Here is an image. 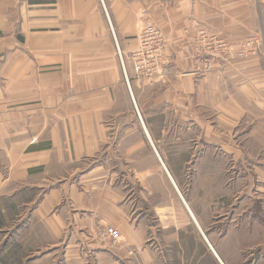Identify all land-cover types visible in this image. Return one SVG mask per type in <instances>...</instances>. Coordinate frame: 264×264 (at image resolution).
<instances>
[{"label":"crops","instance_id":"obj_1","mask_svg":"<svg viewBox=\"0 0 264 264\" xmlns=\"http://www.w3.org/2000/svg\"><path fill=\"white\" fill-rule=\"evenodd\" d=\"M143 9L166 38L152 78L128 60ZM253 33L264 0H0V231L64 233L65 264H264V55L234 53Z\"/></svg>","mask_w":264,"mask_h":264},{"label":"rangeland","instance_id":"obj_2","mask_svg":"<svg viewBox=\"0 0 264 264\" xmlns=\"http://www.w3.org/2000/svg\"><path fill=\"white\" fill-rule=\"evenodd\" d=\"M244 41L245 43L242 42L240 46L234 50L235 55H240L243 53H246L248 55H253V56L264 55V34L260 35L258 33L257 34L253 33L252 35L248 36L247 39H245ZM218 44L222 45L221 42H218ZM126 68L128 69L127 62H126ZM121 76L124 81L125 87L128 88L125 82L123 70H121ZM204 118L206 121L205 123L208 122L211 124L213 122V125L216 124V122L213 121L216 119L215 112L205 111ZM106 123L108 124L111 123V120L107 119ZM244 124H245V120H240L238 121L237 127L240 126L242 129ZM125 129L127 128H124V130ZM208 130L219 132L221 134V138L227 137V128H219V127L206 128L205 127L204 129L205 133H209ZM109 133L113 135L112 132L109 131ZM137 133H139V131H137ZM142 134L145 135V133H142V131L141 133L138 134V137L140 135L139 137L140 139L142 138ZM122 146L123 147L121 148V152L124 154L123 155L124 165L125 166L131 165L132 163L131 160H127L129 158H127V155H126V146L125 145H122ZM150 150L153 151V149H150L149 145L147 144L142 145V148L139 154L140 155V160H139L140 167L147 166L149 163H152L151 157H147ZM230 162L227 159H221L220 166L225 167L226 170H228V168L231 166ZM127 168H130V167H127ZM227 173L228 171L226 172V175H223L221 177L227 179L229 177ZM197 177L199 176L194 175L192 172L190 176H188V178L186 179L187 181L190 180L189 183H192V181H194V179H197ZM196 182H199V181L196 180ZM211 185H212V182L210 181L208 189H210ZM223 185L226 186L227 182L223 181ZM1 210H2L1 212H4V211L9 212L8 215H10L12 212L10 210V207L5 206L3 204L1 205ZM2 220H3L2 215H0V224L2 223ZM31 225H33L32 230L21 231L22 229L23 230L26 229V228L24 229V226L21 225V229L19 230V232L12 231V235L8 234L7 236L5 235L3 230L0 231V264H62V263L65 264V262L61 260L62 258L61 255L62 253L64 254V251L66 248L59 247L57 250L55 248L52 249L53 248L52 244L56 243L58 240L59 242L61 241H65V243L67 242V239L65 240L64 233L61 235V238H58L57 240H53L51 237L47 236L43 231H41L39 226H36L34 223H31ZM29 226L30 224L28 225V227ZM12 227L14 228V230L17 228L16 225H14V223L12 224ZM101 227L102 225L97 226V228L93 231V238L95 239L93 241L95 242L96 245L100 246L102 244L107 243V244H110V246L114 248H121V249L123 248L130 252V248H129L130 246L129 247L127 245L123 246V244L121 245L120 244L121 240L117 241V240H111L108 238L106 239L100 238L98 234V230ZM31 235H34V238H29V236ZM68 264H74V263H68ZM91 264H105V261L104 259H101V257L98 254L97 255L93 254ZM125 264H131V263L126 262Z\"/></svg>","mask_w":264,"mask_h":264},{"label":"built area","instance_id":"obj_3","mask_svg":"<svg viewBox=\"0 0 264 264\" xmlns=\"http://www.w3.org/2000/svg\"><path fill=\"white\" fill-rule=\"evenodd\" d=\"M140 29L137 35V44L128 53V60L132 65L136 75L145 78H152L158 74L164 64V51L166 38L162 30L152 22L146 20L148 11H141ZM108 18V17H107ZM110 25V24H109ZM119 62L123 70L125 82L130 90L129 80L126 74L125 59L118 45L116 44ZM99 237L102 239L120 240V234L112 226H102L98 230Z\"/></svg>","mask_w":264,"mask_h":264}]
</instances>
